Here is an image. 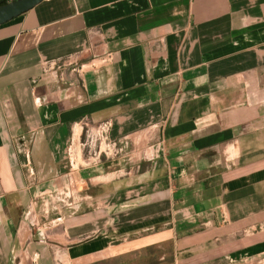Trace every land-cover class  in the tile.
I'll return each instance as SVG.
<instances>
[{"label":"crops","instance_id":"crops-1","mask_svg":"<svg viewBox=\"0 0 264 264\" xmlns=\"http://www.w3.org/2000/svg\"><path fill=\"white\" fill-rule=\"evenodd\" d=\"M102 123L128 159L79 168ZM138 252L264 254V0H44L0 25V264Z\"/></svg>","mask_w":264,"mask_h":264},{"label":"rangeland","instance_id":"rangeland-1","mask_svg":"<svg viewBox=\"0 0 264 264\" xmlns=\"http://www.w3.org/2000/svg\"><path fill=\"white\" fill-rule=\"evenodd\" d=\"M87 138V137H86ZM88 140V141H87ZM115 143L116 145H113ZM84 155V159L82 157ZM129 152L126 151L124 148V144H119L114 142L110 138L109 133H101L99 130H96L94 133L91 134L89 138L86 139L84 147L79 144V165L75 164V167L78 165L79 168L81 167H95L96 162H101L102 160L110 159H119L123 162V159H128ZM124 163V162H123ZM55 203L60 202L59 197H54ZM22 214V213H21ZM53 213H50L52 216ZM152 248L149 249L150 254H155ZM157 251L161 254H165L166 261L170 259V255L172 253V245L169 244H162L158 247ZM143 254V255H142ZM144 256V253H137L129 258L122 259L117 262H113L111 264H137L140 262L141 257ZM170 261V260H169ZM101 262V263H100ZM110 264L108 260L104 261H90L89 263L85 264ZM26 264H30L29 260H26ZM57 264H61L57 261ZM244 264H264V254L260 255L259 257H254L253 259H249Z\"/></svg>","mask_w":264,"mask_h":264},{"label":"water","instance_id":"water-1","mask_svg":"<svg viewBox=\"0 0 264 264\" xmlns=\"http://www.w3.org/2000/svg\"><path fill=\"white\" fill-rule=\"evenodd\" d=\"M44 0H14L0 5V25L28 12Z\"/></svg>","mask_w":264,"mask_h":264},{"label":"built area","instance_id":"built-area-1","mask_svg":"<svg viewBox=\"0 0 264 264\" xmlns=\"http://www.w3.org/2000/svg\"><path fill=\"white\" fill-rule=\"evenodd\" d=\"M110 128H111V125H110L109 123H102L101 125H99L98 130H99L101 133H109ZM113 145H116V144L113 143Z\"/></svg>","mask_w":264,"mask_h":264},{"label":"trees","instance_id":"trees-1","mask_svg":"<svg viewBox=\"0 0 264 264\" xmlns=\"http://www.w3.org/2000/svg\"><path fill=\"white\" fill-rule=\"evenodd\" d=\"M7 3H8L7 1H1L0 5H4V4H7Z\"/></svg>","mask_w":264,"mask_h":264},{"label":"bare ground","instance_id":"bare-ground-1","mask_svg":"<svg viewBox=\"0 0 264 264\" xmlns=\"http://www.w3.org/2000/svg\"><path fill=\"white\" fill-rule=\"evenodd\" d=\"M27 260V259H26Z\"/></svg>","mask_w":264,"mask_h":264}]
</instances>
